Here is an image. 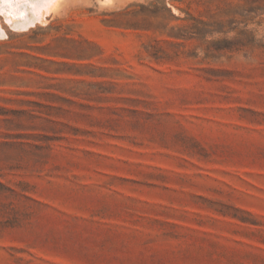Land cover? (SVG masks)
I'll return each instance as SVG.
<instances>
[{
  "label": "rangeland",
  "instance_id": "374dc122",
  "mask_svg": "<svg viewBox=\"0 0 264 264\" xmlns=\"http://www.w3.org/2000/svg\"><path fill=\"white\" fill-rule=\"evenodd\" d=\"M37 16L0 10V264H264V0Z\"/></svg>",
  "mask_w": 264,
  "mask_h": 264
},
{
  "label": "bare ground",
  "instance_id": "6f19581e",
  "mask_svg": "<svg viewBox=\"0 0 264 264\" xmlns=\"http://www.w3.org/2000/svg\"><path fill=\"white\" fill-rule=\"evenodd\" d=\"M24 1L23 0H13L12 3H8V2H4V0H0V10L3 8L4 12L8 14L10 19H12L14 17L19 16V12L22 8H31V10L34 9L36 13H38L39 18L42 20L45 14L48 13L50 10H52L59 0H27V2H24ZM26 23H27L26 21L23 22L24 25Z\"/></svg>",
  "mask_w": 264,
  "mask_h": 264
},
{
  "label": "snow or ice",
  "instance_id": "6c2138e0",
  "mask_svg": "<svg viewBox=\"0 0 264 264\" xmlns=\"http://www.w3.org/2000/svg\"><path fill=\"white\" fill-rule=\"evenodd\" d=\"M4 2L12 3L13 0H4ZM25 2H27V0H25Z\"/></svg>",
  "mask_w": 264,
  "mask_h": 264
}]
</instances>
